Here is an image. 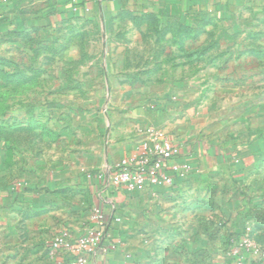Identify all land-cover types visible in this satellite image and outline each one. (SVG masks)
Here are the masks:
<instances>
[{
  "label": "rangeland",
  "instance_id": "374dc122",
  "mask_svg": "<svg viewBox=\"0 0 264 264\" xmlns=\"http://www.w3.org/2000/svg\"><path fill=\"white\" fill-rule=\"evenodd\" d=\"M14 2L0 0V195L11 199L0 204V264H57L51 232L77 215L87 182L100 188L109 119L133 97L142 107L160 98L187 106L188 116H165L164 128L178 120L177 139L162 133L198 149L175 211L130 203L117 215L131 245L146 246L145 264H218L246 236L264 247L260 0L222 15L193 2L40 30L8 26ZM54 178L67 183L49 204L61 216L43 218L26 193Z\"/></svg>",
  "mask_w": 264,
  "mask_h": 264
},
{
  "label": "crops",
  "instance_id": "0c3cea01",
  "mask_svg": "<svg viewBox=\"0 0 264 264\" xmlns=\"http://www.w3.org/2000/svg\"><path fill=\"white\" fill-rule=\"evenodd\" d=\"M9 0H4L8 2ZM15 1L14 10L10 14L8 26H19L21 28H36L38 30L50 27L54 22H64L67 20H81L90 18H99L101 21L109 15L116 14L126 9H159L162 11H186L190 3L196 2L202 8H207L215 14L228 13L229 8L233 5L244 4L245 2H253L256 0H10ZM264 4V0H260ZM34 10V11H33ZM147 107H142L140 100L132 98V106L124 107L125 111L111 116L109 119L108 137L106 142V161L105 168H117L122 161H127L129 164L136 158L140 152V145L147 135L149 128H154L164 133H168L169 137H174V131L177 127L178 120L172 119L165 122V116H188V107L181 105L171 99H157L146 104ZM176 131V130H175ZM173 133V134H172ZM179 133V134H178ZM178 135L187 134L184 131H177ZM177 139V138H176ZM178 142V141H177ZM179 141L178 143H180ZM185 143V142H184ZM180 154L178 163L180 166H187L188 171L173 175V185L171 187H147L132 193H127L122 189H114L113 192L106 194L107 200L110 197L111 202L116 207V215H126L129 211V204L140 206L146 202L154 206L155 212L162 210L166 214L175 211L179 204L180 197L184 192V188L191 182V177L194 169L198 167L196 164H190L188 157L193 156L197 152L196 146H190L184 150L180 146ZM62 185H67L64 180L51 179L46 182H41L40 190L32 193H26L29 204L36 202L39 206L41 217H60V210L50 207V201L60 197L65 198L66 193L61 195L59 190ZM69 185V184H68ZM87 187L83 193H79V208L75 211L76 216L71 218L70 222H65L60 228L55 226L53 238L63 230H67L71 238L81 236L85 230L92 225L90 221L91 209L93 206L100 207L109 214L110 208L106 203L99 198L101 188L97 190L94 180L87 182ZM70 187V186H68ZM96 193V195H95ZM60 194V195H59ZM35 195V197H34ZM18 195L12 196L17 197ZM10 194L4 193L0 195V204H10ZM96 197V198H95ZM109 197V198H108ZM69 199V198H68ZM8 205H4L7 208ZM56 210V211H55ZM120 211V213H119ZM152 212V207H150ZM41 214V213H40ZM58 223L53 221V224ZM113 223L109 230L108 242L115 245L114 249L107 251H99L96 256L88 259L87 264H141L146 263L147 257L141 259L143 250L146 246L141 243L132 246L128 237V227L126 224ZM52 238V239H53ZM132 253V254H131ZM74 253H69L63 257H70ZM133 255V258H131ZM243 261L229 253V256H220L218 264H244L246 261H253L251 254H244Z\"/></svg>",
  "mask_w": 264,
  "mask_h": 264
},
{
  "label": "built area",
  "instance_id": "2783aa9c",
  "mask_svg": "<svg viewBox=\"0 0 264 264\" xmlns=\"http://www.w3.org/2000/svg\"><path fill=\"white\" fill-rule=\"evenodd\" d=\"M179 154L178 144L159 130L149 128L140 145L139 154L130 164L122 161L117 168H108L97 177L101 180L99 198L109 206V214L95 206L90 214L92 225L81 236L73 240L70 233L63 230L52 239L50 245L57 264H87L88 259L96 256L99 251L114 249L115 245L108 242L109 230L113 223L121 219L116 215V207L106 200V194L112 188L131 193L147 187H171L174 174L188 171L187 166L179 165ZM69 253L74 254L63 257ZM244 254H251L254 258L244 264H264V247L248 236L233 248V255L241 261L244 260Z\"/></svg>",
  "mask_w": 264,
  "mask_h": 264
}]
</instances>
